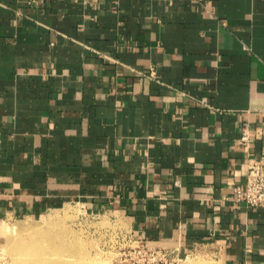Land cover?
Listing matches in <instances>:
<instances>
[{"label":"crops","instance_id":"1","mask_svg":"<svg viewBox=\"0 0 264 264\" xmlns=\"http://www.w3.org/2000/svg\"><path fill=\"white\" fill-rule=\"evenodd\" d=\"M251 158L264 0H0V243L75 206L129 243L264 264Z\"/></svg>","mask_w":264,"mask_h":264},{"label":"rangeland","instance_id":"2","mask_svg":"<svg viewBox=\"0 0 264 264\" xmlns=\"http://www.w3.org/2000/svg\"><path fill=\"white\" fill-rule=\"evenodd\" d=\"M5 225L0 264H111L138 244L119 238L105 219L75 206ZM176 259L177 264H191L193 260L221 264L210 254L180 253Z\"/></svg>","mask_w":264,"mask_h":264},{"label":"built area","instance_id":"3","mask_svg":"<svg viewBox=\"0 0 264 264\" xmlns=\"http://www.w3.org/2000/svg\"><path fill=\"white\" fill-rule=\"evenodd\" d=\"M248 138L245 133L242 141L246 142ZM247 166L246 188L240 196L250 206L264 208V159L251 158ZM130 252L122 253L121 258L111 264H177L178 253L169 248H153L145 242H139Z\"/></svg>","mask_w":264,"mask_h":264},{"label":"bare ground","instance_id":"4","mask_svg":"<svg viewBox=\"0 0 264 264\" xmlns=\"http://www.w3.org/2000/svg\"><path fill=\"white\" fill-rule=\"evenodd\" d=\"M196 259V258H195ZM191 264H211L210 262L206 260H193Z\"/></svg>","mask_w":264,"mask_h":264}]
</instances>
